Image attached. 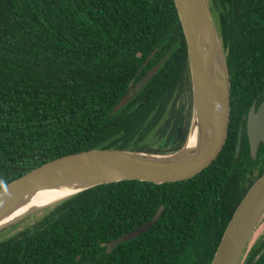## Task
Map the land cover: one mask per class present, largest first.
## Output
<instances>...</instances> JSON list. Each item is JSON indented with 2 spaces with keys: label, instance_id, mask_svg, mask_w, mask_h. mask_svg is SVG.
<instances>
[{
  "label": "trees",
  "instance_id": "obj_1",
  "mask_svg": "<svg viewBox=\"0 0 264 264\" xmlns=\"http://www.w3.org/2000/svg\"><path fill=\"white\" fill-rule=\"evenodd\" d=\"M209 5L231 83L227 137L214 160L183 180H125L66 198L0 240V264L211 263L235 209L264 173V146L252 159L244 131L250 107L263 99L264 0ZM153 68L135 98L115 111L130 83ZM191 107L174 0H0V188L81 151L179 150ZM162 205L152 228L110 253L101 247Z\"/></svg>",
  "mask_w": 264,
  "mask_h": 264
},
{
  "label": "water",
  "instance_id": "obj_2",
  "mask_svg": "<svg viewBox=\"0 0 264 264\" xmlns=\"http://www.w3.org/2000/svg\"><path fill=\"white\" fill-rule=\"evenodd\" d=\"M174 3L187 44L192 93L189 128L183 146L159 154L91 149L48 161L0 188V219L39 194L56 193V200L49 204L53 205L103 184L125 180L156 184L173 182L192 177L214 160L226 141L230 121L231 83L225 52L209 0H174ZM155 71L156 68L151 69L134 85L132 81L115 111L135 98ZM245 119L250 156L256 159L259 145L264 146V100L258 106L254 102ZM242 130L241 126L236 156L241 148ZM41 208L26 210L21 217ZM163 211L162 205L150 220L101 245H106L110 252L121 243L136 238L152 228ZM263 217L264 173L251 185L235 209L210 264H239Z\"/></svg>",
  "mask_w": 264,
  "mask_h": 264
},
{
  "label": "rangeland",
  "instance_id": "obj_3",
  "mask_svg": "<svg viewBox=\"0 0 264 264\" xmlns=\"http://www.w3.org/2000/svg\"><path fill=\"white\" fill-rule=\"evenodd\" d=\"M53 205H49L47 207L38 209L37 211H31L27 214H25L23 217L19 218L18 220L11 222L3 227H0V240L3 239H7L9 237H11L10 235H13L14 233L18 232L19 230H23L25 227L29 226L34 219H36L38 216H42V214L50 207L54 206ZM13 223V224H12ZM16 223H20V225L18 226V228L16 230H13L9 233H7L8 229L16 224ZM264 230V217L262 218L261 222L259 223V225L257 226L256 230L254 231V233L252 234L251 238H250V242L248 243V247L262 234ZM7 233V234H6ZM242 262V260L240 261V263ZM239 263V264H240Z\"/></svg>",
  "mask_w": 264,
  "mask_h": 264
},
{
  "label": "bare ground",
  "instance_id": "obj_4",
  "mask_svg": "<svg viewBox=\"0 0 264 264\" xmlns=\"http://www.w3.org/2000/svg\"><path fill=\"white\" fill-rule=\"evenodd\" d=\"M56 196H57L56 193H53V192L37 195L31 201L26 202V204H24V206H22L21 208L16 209V210L9 212L8 214L4 215L0 219V227L20 218L21 215L26 212V210L27 211L28 210H34L37 208L48 206L49 204L53 203L56 200V198H57Z\"/></svg>",
  "mask_w": 264,
  "mask_h": 264
},
{
  "label": "flooded vegetation",
  "instance_id": "obj_5",
  "mask_svg": "<svg viewBox=\"0 0 264 264\" xmlns=\"http://www.w3.org/2000/svg\"><path fill=\"white\" fill-rule=\"evenodd\" d=\"M263 100H264V95H263V99L260 100L258 103H256V101H254V102L256 103V106H258ZM245 122H246V119H245ZM242 128H243V126H242ZM244 131H245V126H244ZM263 234H264V230H263L262 234L249 247L246 246V248L242 254V257L240 259V261L242 260V262L240 263V261H239L240 264H254L253 261L257 260L259 258V256L264 257V241L260 242V240H259L263 236ZM107 243L108 242H105V244H107ZM256 246H258L259 248L254 250V247H256ZM101 247H104L105 252H108L106 245H104V246L101 245ZM112 251H110V252H112ZM110 252H108V253H110ZM252 256H254V260L253 261L251 260V262H250V257H252ZM76 258L79 259L78 256Z\"/></svg>",
  "mask_w": 264,
  "mask_h": 264
}]
</instances>
